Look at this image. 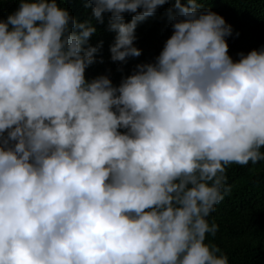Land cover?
Instances as JSON below:
<instances>
[{
  "label": "clouds",
  "instance_id": "obj_1",
  "mask_svg": "<svg viewBox=\"0 0 264 264\" xmlns=\"http://www.w3.org/2000/svg\"><path fill=\"white\" fill-rule=\"evenodd\" d=\"M2 2L19 7L0 18V264H229L207 218L227 168L264 161V48L234 61L203 0H86L81 23L64 0ZM169 3L154 62L86 78L93 20L125 62Z\"/></svg>",
  "mask_w": 264,
  "mask_h": 264
},
{
  "label": "trees",
  "instance_id": "obj_2",
  "mask_svg": "<svg viewBox=\"0 0 264 264\" xmlns=\"http://www.w3.org/2000/svg\"><path fill=\"white\" fill-rule=\"evenodd\" d=\"M173 3L158 8L153 17L138 24L134 46L141 50V56L129 57L125 62L111 60L110 46L115 33L109 31L108 16L103 24L93 20L97 32L89 43L94 47L101 41L103 44L96 55L97 62L86 69V78L106 75L114 86H119L136 65L154 62L172 35L167 11ZM60 6L68 9L78 23L91 18L92 7L86 5V0H64ZM18 7V2L0 0V18L6 20ZM203 7L222 16L231 26L232 35L225 39L234 61L239 60L240 53L247 55L264 48V0H203ZM131 19L130 14H125L126 23ZM226 175L232 190L207 218L209 223L214 221L219 226V231L215 238L209 235L206 243L216 244L227 255L229 264H264V161L243 167L230 165Z\"/></svg>",
  "mask_w": 264,
  "mask_h": 264
}]
</instances>
